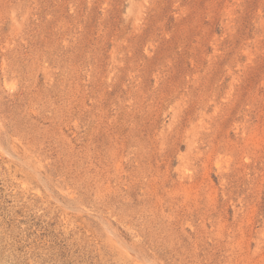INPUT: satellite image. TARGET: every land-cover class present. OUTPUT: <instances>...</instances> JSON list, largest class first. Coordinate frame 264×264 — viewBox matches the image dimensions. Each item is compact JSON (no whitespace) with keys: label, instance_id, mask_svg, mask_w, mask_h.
I'll return each instance as SVG.
<instances>
[{"label":"rangeland","instance_id":"rangeland-1","mask_svg":"<svg viewBox=\"0 0 264 264\" xmlns=\"http://www.w3.org/2000/svg\"><path fill=\"white\" fill-rule=\"evenodd\" d=\"M0 264H264V0H0Z\"/></svg>","mask_w":264,"mask_h":264}]
</instances>
